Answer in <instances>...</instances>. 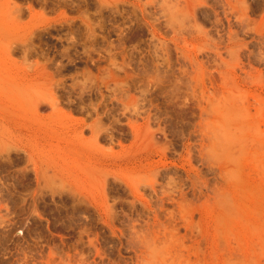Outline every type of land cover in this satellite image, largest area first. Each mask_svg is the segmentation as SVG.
<instances>
[{
  "label": "rangeland",
  "instance_id": "obj_1",
  "mask_svg": "<svg viewBox=\"0 0 264 264\" xmlns=\"http://www.w3.org/2000/svg\"><path fill=\"white\" fill-rule=\"evenodd\" d=\"M0 264H264V0H0Z\"/></svg>",
  "mask_w": 264,
  "mask_h": 264
}]
</instances>
